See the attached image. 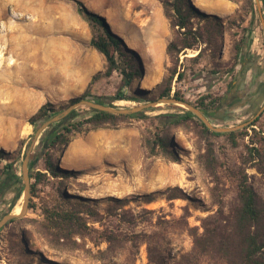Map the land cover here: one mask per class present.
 Here are the masks:
<instances>
[{
  "label": "rangeland",
  "instance_id": "obj_1",
  "mask_svg": "<svg viewBox=\"0 0 264 264\" xmlns=\"http://www.w3.org/2000/svg\"><path fill=\"white\" fill-rule=\"evenodd\" d=\"M81 1L85 4L93 0ZM230 1L236 5L232 14H212L224 25L222 41L200 42L193 49L178 53L176 69L183 76L181 79H177V74L174 76L171 94L179 90L186 103L198 111L196 106L203 98V105L210 113L205 117L213 127L243 129L259 117L253 127L264 129V97L259 100L242 91H233L232 84L244 74L243 55L247 58L249 49L253 48L252 53L264 59V0ZM105 2L106 11L110 12L107 18L114 26L130 18L116 14L118 5L123 7V1ZM85 23L72 0H0V149L10 152L12 158L20 148L14 165L19 180L15 182L12 176L0 179V219L7 209L12 214L15 206L22 203V162L28 153L29 168L41 134L35 137L41 125L36 130L30 125L29 132H22L26 124L24 105L17 101L16 92L22 90L19 81L12 78L14 71L9 64L12 52L19 51L15 35L24 30L30 39L42 36L47 39L54 34L70 35V29L76 28V24ZM172 37L168 22L165 36L168 43ZM56 46L73 57H77L80 49L70 38ZM237 46L241 48L240 55H237ZM166 47L163 52L159 44L154 53L140 58V74L132 88L146 101L112 102L123 108L158 102L142 110L145 117L127 118L116 126L106 125L72 136L65 149L54 154L58 157V166L74 174L55 178L45 170L42 160L37 162L35 171L45 176L39 182L28 178L29 185L36 186L34 192L29 188L25 214L1 227L0 264H156L155 259L161 264H176L192 250V229L201 232L204 221L212 226L227 214L230 203L236 200L240 177L246 174L248 182L264 195V172L251 168L247 159L248 137L213 135L199 122L182 116L189 110L187 106L159 102L163 98L152 101L157 99L162 80L172 66ZM92 62L98 64L94 57ZM29 63L36 66L33 77L36 82L47 91L59 88L42 63ZM100 78L99 84L92 85L90 94L113 96L119 92L126 97L133 96L128 88L119 90L117 72ZM74 97L77 96L45 95V102L65 107ZM30 117L25 122L29 123ZM159 131L168 137L175 160L158 146L155 147L157 154L149 153L146 141L153 140L154 133ZM247 131L250 133V128ZM72 143L75 145L69 149ZM11 158L0 160V169ZM61 191L67 193L70 203L85 202L98 215L81 212L79 215L86 219L87 229L72 227L65 235L54 237L42 228V207L57 206ZM109 232L119 240L106 241L105 235ZM194 264L210 263L207 258H199Z\"/></svg>",
  "mask_w": 264,
  "mask_h": 264
},
{
  "label": "trees",
  "instance_id": "obj_2",
  "mask_svg": "<svg viewBox=\"0 0 264 264\" xmlns=\"http://www.w3.org/2000/svg\"><path fill=\"white\" fill-rule=\"evenodd\" d=\"M72 1L76 4L78 14L90 27V45L103 56L105 61L104 72L95 75L93 79L96 80L102 75L110 76L113 72H117L120 75L119 90L128 88L134 94L132 97H126L119 92L113 96L92 95L90 94L92 86H90L81 95L70 99L65 107L47 101L28 120L35 130L45 121L80 100H89L104 105H112V102L119 99H131L140 103L146 101L144 97L138 96L137 89L132 88L133 82L139 77L141 67L137 52L128 48L122 37L111 30L105 17L90 10L81 0ZM161 5L164 16L173 30V37L166 47L172 66L168 69V75L162 80L163 87L156 97L157 99H152V101L161 98H174L187 102L179 90L175 89L171 94V84L174 76L177 74V79H181L183 76L176 69L179 60L178 53L186 48L193 49L200 42L220 43L224 35V25L215 15L207 14L198 9L191 0H162ZM236 51L237 55L241 54L239 46L236 47ZM203 100L201 98L196 107L204 116L209 117V109L203 105ZM77 108L62 119L53 122L41 132L37 151L31 155L32 159L29 161L28 168L29 178H34L35 182H39L45 176L43 172L35 171L39 160L43 161L45 170L55 178L75 173L74 171L61 169L58 166V157H55L54 153L56 151L61 153L76 133L106 125L116 126L127 118L139 119L145 117L144 111L133 114H114L86 105ZM182 116L199 122L205 131L213 135H224L229 138L242 136L243 139L248 137L246 149L250 167L258 173L264 172V129L253 127L256 126L259 117L243 129L218 132L211 131L189 110L185 111ZM247 128H250V133H248ZM160 132L154 133L153 140L147 139L146 146L149 153L151 155L157 154L155 147L158 146L162 152L170 154L172 160H175L176 157L171 152L168 137ZM15 154L17 155L11 158L10 152L0 149V160L11 158L0 169V179L3 176H12L15 182L19 180L14 165L18 154H20V148L16 150ZM30 186L32 192H34L35 183H31ZM237 188L236 200L230 203L229 210L220 219L221 221L214 223L212 226L204 221L201 232L196 229L191 230L193 237L192 250L182 255L176 264H194L199 258H207L210 264L220 262L223 264H264V195L259 194L255 187L248 182L246 174L238 179ZM60 193V200H56L57 206L48 207L44 205L42 207L43 230L55 237L65 235V232L72 227L87 229L86 219L80 216L79 213L84 212L90 216H97L98 213L85 202L70 203L67 193L65 191ZM174 197L171 196L170 198ZM146 198H150V195ZM117 201L121 202L118 199ZM10 212L11 209H7L4 215ZM15 220H9L4 226ZM105 240L111 243L119 239L113 232H109L105 235ZM153 262L161 264L156 259Z\"/></svg>",
  "mask_w": 264,
  "mask_h": 264
},
{
  "label": "crops",
  "instance_id": "obj_3",
  "mask_svg": "<svg viewBox=\"0 0 264 264\" xmlns=\"http://www.w3.org/2000/svg\"><path fill=\"white\" fill-rule=\"evenodd\" d=\"M97 1L99 4L96 3ZM121 1L124 5L123 7L118 5L116 14L118 16H130V18L127 20L122 18L124 21L118 22L116 26L112 20L107 18L110 12L106 11L105 0H93L85 4L88 8L94 9V12L105 17L111 30L122 37L126 46L136 51L140 58H145L150 52L154 53L159 44L163 46V52H165L164 49L168 43L165 38L168 21L164 16L160 0ZM191 1L200 10L211 15L228 16L236 8L235 3L230 0ZM94 6L101 9L98 10ZM76 25V28L70 29V35L54 34L47 39L44 36L30 39L24 30L15 35L16 40L19 41V51L16 49L12 52V62L9 64L10 69L14 71L12 78L19 81V89L22 90L16 92L19 94L17 101L24 105L25 126H30L25 121L44 104L45 95L49 97L58 95L63 97L79 96L94 83L99 84L98 79L101 78L94 80L93 77L104 72L105 61H102L100 53L90 45L91 30L89 25L87 23ZM65 38H70L79 46L77 57H73L56 46V43L65 41ZM252 51L253 48L248 50L247 58H245L246 55H243L245 61L244 74L237 83L236 81L232 83L233 91H242L246 96L252 95L260 100L264 97V59L261 60ZM93 57L98 60L97 65L92 62ZM27 61L42 63L44 69L50 73V78L60 85L59 88L56 91H47L41 83L36 82L33 78L36 73V66L34 63L27 64ZM24 78L26 82H24Z\"/></svg>",
  "mask_w": 264,
  "mask_h": 264
},
{
  "label": "water",
  "instance_id": "obj_4",
  "mask_svg": "<svg viewBox=\"0 0 264 264\" xmlns=\"http://www.w3.org/2000/svg\"><path fill=\"white\" fill-rule=\"evenodd\" d=\"M159 102H164V103H179V104H183L185 106L188 107V109L194 113L208 128H210L213 131H218V132H228V131H232L234 129H236L237 127L234 128H216L210 125V123L208 122L207 118L197 109H195L194 107H192L190 104L184 102V101H180V100H176L174 98H170V99H161L159 100ZM155 103L158 102H151V103H147L141 106H137V107H131V108H123V107H116L114 105H104L101 103H96L93 101H89V100H80L72 105H70L69 107H67L65 110H63L61 113L53 116L52 118L48 119L47 121H45L36 131L35 133V137L38 136L41 131L49 126L50 124H52L53 122H56L60 119H62L63 117H65L66 115H68L73 109L81 106V105H86L89 106L91 108L97 109V110H101V111H106V112H110V113H114V114H133V113H137L140 112L146 108H148L149 106H153L155 105ZM264 109V106L262 107V110ZM22 178H23V182H24V201L22 204V210L19 214H7L5 216H3L0 219V228L6 224L9 220L12 219H16V218H20L22 217L27 209L28 206V195H29V182H28V153L26 154L23 162H22Z\"/></svg>",
  "mask_w": 264,
  "mask_h": 264
},
{
  "label": "bare ground",
  "instance_id": "obj_5",
  "mask_svg": "<svg viewBox=\"0 0 264 264\" xmlns=\"http://www.w3.org/2000/svg\"><path fill=\"white\" fill-rule=\"evenodd\" d=\"M30 125H31V124H30ZM31 127H32V126H31ZM29 130H30V126H25V127L23 128V131H22V132H23V133H27V132H29ZM74 145H75L74 143L70 144V145H69V149L72 148V146H74ZM23 201H24V196L22 197V203H21V205H20V203H19V204L16 205L15 208L13 209V214H19V213L21 212Z\"/></svg>",
  "mask_w": 264,
  "mask_h": 264
},
{
  "label": "flooded vegetation",
  "instance_id": "obj_6",
  "mask_svg": "<svg viewBox=\"0 0 264 264\" xmlns=\"http://www.w3.org/2000/svg\"><path fill=\"white\" fill-rule=\"evenodd\" d=\"M261 99H263V98H261Z\"/></svg>",
  "mask_w": 264,
  "mask_h": 264
}]
</instances>
